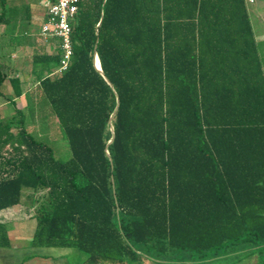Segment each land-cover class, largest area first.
<instances>
[{
  "label": "trees",
  "instance_id": "trees-1",
  "mask_svg": "<svg viewBox=\"0 0 264 264\" xmlns=\"http://www.w3.org/2000/svg\"><path fill=\"white\" fill-rule=\"evenodd\" d=\"M40 2L0 0V26L30 25ZM72 41L65 72L59 43L34 56L30 88L0 65L17 114L0 122V212L30 208L33 246L76 249L85 264L237 248L264 264V76L246 1L80 0Z\"/></svg>",
  "mask_w": 264,
  "mask_h": 264
},
{
  "label": "rangeland",
  "instance_id": "rangeland-1",
  "mask_svg": "<svg viewBox=\"0 0 264 264\" xmlns=\"http://www.w3.org/2000/svg\"><path fill=\"white\" fill-rule=\"evenodd\" d=\"M34 8L36 14L30 25L19 24L15 27V30L13 26H0V65L9 72L10 76H19L22 80L28 81L25 86L29 88L35 85L36 82L34 56L37 53L52 54L55 51L52 47H43V41L39 39L43 10L38 6H34ZM26 26L28 27L27 33H25ZM10 91V84L7 83L3 89L5 96L0 93V122H7L11 117L17 115L14 103L6 99V95ZM15 102L18 108H20V104L23 105V101L18 102L16 100ZM26 104L27 101L24 99L25 107ZM33 126L31 124V128ZM38 128L39 132L37 134L42 135L39 125ZM45 132L51 136L49 143L54 150L55 157L61 161L69 160L71 151L68 141L60 136L57 126L54 125ZM32 216L33 211L23 206L0 212V219L7 223V231L11 242L9 247L0 248V264L86 263L87 256L76 249L34 247L32 239L37 221ZM261 260L262 256L259 253L247 254L243 248H237L232 249L229 255L221 258L206 262H186L184 264H260Z\"/></svg>",
  "mask_w": 264,
  "mask_h": 264
},
{
  "label": "built area",
  "instance_id": "built-area-1",
  "mask_svg": "<svg viewBox=\"0 0 264 264\" xmlns=\"http://www.w3.org/2000/svg\"><path fill=\"white\" fill-rule=\"evenodd\" d=\"M80 0H48L46 19L42 23L40 37L45 41L58 40L62 50L56 73L69 69L73 57V23L79 11Z\"/></svg>",
  "mask_w": 264,
  "mask_h": 264
},
{
  "label": "crops",
  "instance_id": "crops-1",
  "mask_svg": "<svg viewBox=\"0 0 264 264\" xmlns=\"http://www.w3.org/2000/svg\"><path fill=\"white\" fill-rule=\"evenodd\" d=\"M48 0H41L39 7L43 10L42 23L46 19L47 9L45 4ZM251 26L253 29L254 39L257 46V54L260 62L261 70L264 76V0H245ZM40 35V33H39ZM39 39L43 41V47H52L56 50L58 46V40H51L45 42L40 36ZM18 102L23 101V105L20 104V108H24V98H18Z\"/></svg>",
  "mask_w": 264,
  "mask_h": 264
},
{
  "label": "water",
  "instance_id": "water-1",
  "mask_svg": "<svg viewBox=\"0 0 264 264\" xmlns=\"http://www.w3.org/2000/svg\"><path fill=\"white\" fill-rule=\"evenodd\" d=\"M95 67H96V69H97L99 72L102 73V69H101L100 62H99V59H98L97 55H96V59H95Z\"/></svg>",
  "mask_w": 264,
  "mask_h": 264
}]
</instances>
